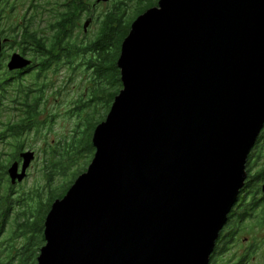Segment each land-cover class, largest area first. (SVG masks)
<instances>
[{
    "label": "water",
    "instance_id": "water-1",
    "mask_svg": "<svg viewBox=\"0 0 264 264\" xmlns=\"http://www.w3.org/2000/svg\"><path fill=\"white\" fill-rule=\"evenodd\" d=\"M118 67L123 89L52 205L38 264H209L264 129V0H160ZM35 155L9 168L12 186Z\"/></svg>",
    "mask_w": 264,
    "mask_h": 264
},
{
    "label": "trees",
    "instance_id": "trees-1",
    "mask_svg": "<svg viewBox=\"0 0 264 264\" xmlns=\"http://www.w3.org/2000/svg\"><path fill=\"white\" fill-rule=\"evenodd\" d=\"M83 1L81 0L80 9L74 10V7H72L68 11L50 13V20L44 28V31H48L47 45L46 40L42 38V31L37 33L35 30L34 32V60L39 59L42 63L45 54H47L48 66L43 68V74L33 75L31 83L23 84V87L17 91L18 94L15 97H9L7 103L1 106L3 113L9 110L10 112L16 111L17 116L16 118L11 116L6 122L0 123L2 126V129H0V145L5 143L6 148L4 149H7V153L0 151V158L8 157L6 162L4 160L0 161V182L3 178L8 180L9 168L14 164L13 162L19 160L23 152L27 151L26 149L29 147L27 136H37L45 128L44 122L41 121L44 115L42 102L46 91L52 89V84H47L46 80L41 78L48 71L60 70L62 66H73L77 60L78 65H80L81 61H83L82 66L84 65L87 72L90 90L88 100L86 102L81 100L78 109L83 114L92 111L96 117L101 119L94 124L92 133L87 139H79V131H77L76 136L69 140L64 139L60 144L58 141L53 146L46 145L45 152H43L44 166L42 175L49 186V190L46 192L47 198L45 199L47 201L43 200L42 197L44 193L43 186L39 185L35 189L30 190V192H24L18 197L15 196V188L12 185L6 187L4 195H0V216L4 214L7 217V221H13L15 213L19 224L27 215L29 220L32 219L33 215L37 213L38 202L39 204L44 203L48 207L46 212L48 216L54 202L62 199L79 176L86 172L95 154L92 141L95 129L106 120L115 98L123 89L121 71L118 67L122 45L130 34L133 22L150 8L157 7L160 0L152 2L151 6L145 3V0H136L137 5L133 11L130 10V5L128 4L132 0H128V2L121 0L112 4L107 11L97 16L96 11H90ZM85 19L86 22L92 19L93 22L99 24L100 30L95 39L90 41L81 40L79 42L76 30L80 28ZM78 114L80 115L79 112ZM81 125L78 126L79 129ZM39 137H41V134ZM61 144L62 146H59ZM252 168L248 159V174L251 173ZM59 177L64 178L63 183L59 187H53L52 182ZM254 181L253 176L248 177L241 194L243 192L250 194V191L254 189L252 185ZM16 207H19V209L17 210ZM241 217L242 219L245 218L243 213ZM7 225H11L10 222ZM7 225L3 227V224L0 223V227H3L0 236L7 229ZM44 228L42 227L43 230ZM35 229L24 223L18 229L12 226L10 230L11 238L12 240L20 237L24 238V246L26 248L27 241L29 243L34 238V236L30 237V234L35 235V237L41 235L43 242H45L44 234L42 236L41 233H38V229ZM0 244L14 245L13 242L9 241H1Z\"/></svg>",
    "mask_w": 264,
    "mask_h": 264
},
{
    "label": "flooded vegetation",
    "instance_id": "flooded-vegetation-1",
    "mask_svg": "<svg viewBox=\"0 0 264 264\" xmlns=\"http://www.w3.org/2000/svg\"><path fill=\"white\" fill-rule=\"evenodd\" d=\"M83 3L90 11H96L100 5L97 0H84ZM72 7L74 10L80 9L81 0H0V117L6 114L2 112L1 106L7 103L9 97H15L18 94L19 88L28 82L26 78L39 73L43 74V68L48 66L47 54H45L42 63L39 59L34 60L33 35L35 30L37 33L42 31V38L46 40L47 45L48 31H44V28L49 21L50 13L68 11ZM14 56H20L26 61H30L31 65L24 69L11 70L9 66ZM263 132L264 129L249 156V164L253 167L252 170L255 171V175L252 174V171L248 175L249 177L251 174L253 175L255 181L252 185L254 189L250 191V194L247 192L241 194L240 192L237 203L228 215L227 224L220 234L209 264H215L220 256H225V253L231 251L232 247L238 246L240 248L239 237L247 230H260L261 233H264ZM15 162H18L22 167L23 160L21 157ZM242 213L245 217L243 219ZM253 237L244 240V243H249L248 246L244 249L243 254H240L239 257L238 254L235 256L237 260L232 261V263L246 264L250 261L253 254L261 247L260 245L264 243V236ZM24 252L25 246L0 244V264H22ZM39 255L40 251L37 257Z\"/></svg>",
    "mask_w": 264,
    "mask_h": 264
},
{
    "label": "rangeland",
    "instance_id": "rangeland-1",
    "mask_svg": "<svg viewBox=\"0 0 264 264\" xmlns=\"http://www.w3.org/2000/svg\"><path fill=\"white\" fill-rule=\"evenodd\" d=\"M121 0H110L108 3H102L98 5L96 9V16L100 13H104L108 10V8L115 4L116 2ZM128 2V0H125ZM158 0H145V3H147L149 6H151L153 3ZM130 5V10L133 11L136 8L137 1L132 0L128 3ZM148 7V6H147ZM51 16V14H50ZM50 20V19H49ZM86 22V19L82 22L79 29H77L76 35L77 39L80 42L81 40L90 41L91 39H95L96 35L98 34V31L100 30L99 24L96 22H92L91 25L88 28V32H84L83 26ZM47 25V24H46ZM78 60L76 63L73 64V66H62V69L60 70H51L48 71L41 79L46 80L47 84H52V89L50 91H46V95L44 98V115L41 119L42 122H44L45 128L43 129V132L39 133V135H28V142L29 147L26 149L27 151L35 152V160L32 162L30 168L28 169V176L25 179L23 183H20L16 186H13L15 188V196H19L21 194L28 193L33 188L35 189L37 186H43V200L47 198L46 192L49 190L48 183L44 181L42 170L44 166V149L46 148V145H55L56 142L59 141L62 142V140L66 139L69 140L76 136V132L79 131V139H87L89 138L90 134L92 133L93 126L96 122H98L101 118L96 117L92 113V111H89L87 114L81 113L79 106L80 101H87L88 95H89V86L90 83L87 79V72L85 71V67L83 64V61H81V64L78 65ZM81 66V67H80ZM31 83L33 80V75L28 76L26 78ZM26 83V84H27ZM48 86V85H47ZM13 108V106H12ZM102 111V110H101ZM100 111V112H101ZM80 113V115L78 114ZM6 114L1 115L0 117V123L6 122L9 117L12 116V118H16L17 112L13 111L5 112ZM103 114V113H102ZM82 123V125H81ZM81 125V128L79 129L78 126ZM0 129H2V126L0 125ZM41 134V137H39ZM59 146H62L59 145ZM6 144L3 143L0 145V151L3 153H7ZM26 151V152H27ZM8 157L4 156L0 158V161L4 160L7 161ZM88 169V168H87ZM86 169V172H87ZM21 170V165H20ZM252 174L255 175V171L252 170ZM251 174V175H252ZM250 175V176H251ZM253 176V175H252ZM8 178V177H7ZM10 179L8 180L6 178H3V180L0 182L1 185V194L4 195L6 192V187L11 186L9 183ZM64 181V178H56L53 183V187H59ZM3 183V184H2ZM47 201V200H45ZM43 201V202H45ZM17 210L19 207H16ZM37 213L33 215V218L29 220L28 215L22 220V222L19 224L17 218V214L15 213L13 215L14 220L13 221H7V217L5 215L0 216V223L3 224V227L7 225V223L10 222L11 225H7V229L4 231V233L0 236V242H13L15 246L22 247L25 244V239L20 237L19 239L15 238L16 240H12L10 230L13 226L14 228L18 229L21 224L29 225L31 228L38 229V233H41L42 236L44 234V223L47 218V209L48 207L44 205V203L37 204ZM35 213V211H34ZM7 221V222H6ZM251 225V224H249ZM36 226V227H34ZM3 227H0V233L3 229ZM35 229V230H36ZM34 231V229H32ZM42 230V232L40 231ZM30 237L34 236L28 243L27 241V248L25 249V254L23 253V258L21 260L22 264H36L37 255L41 248L44 246V242L41 238V235L36 236L30 234ZM253 238L264 236V233H261L260 230H247L246 233L240 235L239 240L241 242H238L240 244V248L238 246L232 247L231 251L225 253V256H220L219 260L216 261L215 264H235L232 263V261L237 260L235 259V256L238 257L240 254H243L244 249L246 246H248L249 243H244V240L246 238ZM262 240V239H261ZM244 245V246H242ZM257 249V251L253 254L250 261L246 264H264V243L260 245ZM243 248V249H242ZM40 256V255H39ZM231 262V263H229ZM5 264V263H4ZM10 264V263H9ZM12 264V263H11ZM16 264V263H15ZM237 264V263H236Z\"/></svg>",
    "mask_w": 264,
    "mask_h": 264
},
{
    "label": "bare ground",
    "instance_id": "bare-ground-1",
    "mask_svg": "<svg viewBox=\"0 0 264 264\" xmlns=\"http://www.w3.org/2000/svg\"><path fill=\"white\" fill-rule=\"evenodd\" d=\"M264 150V149H263ZM3 184V183H2ZM246 231V230H245Z\"/></svg>",
    "mask_w": 264,
    "mask_h": 264
}]
</instances>
